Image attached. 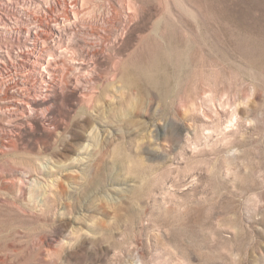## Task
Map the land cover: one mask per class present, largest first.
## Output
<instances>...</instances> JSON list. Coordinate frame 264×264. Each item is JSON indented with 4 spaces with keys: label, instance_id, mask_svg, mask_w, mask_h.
<instances>
[{
    "label": "rangeland",
    "instance_id": "374dc122",
    "mask_svg": "<svg viewBox=\"0 0 264 264\" xmlns=\"http://www.w3.org/2000/svg\"><path fill=\"white\" fill-rule=\"evenodd\" d=\"M78 3L95 35L52 42L91 79L0 106V264H264V0Z\"/></svg>",
    "mask_w": 264,
    "mask_h": 264
},
{
    "label": "bare ground",
    "instance_id": "6f19581e",
    "mask_svg": "<svg viewBox=\"0 0 264 264\" xmlns=\"http://www.w3.org/2000/svg\"><path fill=\"white\" fill-rule=\"evenodd\" d=\"M4 1L7 6H10L14 10L17 16H20V18H13L11 19L13 22H6L3 26L0 25V27H5L0 28V37L4 39H15L18 43L23 41L24 49L22 48L23 50L16 53L20 61L17 67L24 68L23 72L27 71L28 73L22 74L23 72L19 73L16 71V76H18V78H15L11 83L15 84L12 87H16L17 95L10 98V100L1 102L0 106L3 109L1 112L7 111V115L11 113L24 115L26 107L27 109H32L31 103L36 105L53 93H61L63 91L62 81L64 79L73 78L76 73L80 75V73L86 71L83 73L84 79H91L92 74L89 68H85V66H79L78 68L76 63L72 60L71 62L66 61L67 56L65 54L55 57L57 52L52 42L57 39L67 38L68 36L69 38H74L77 34H80L81 37H91L95 35L89 33L91 28L88 27V21L85 22L86 20L79 18L81 8L83 9V3L79 4L78 0H59V2L52 4H49L47 0H17V2L21 4L17 9V6H15L11 0ZM37 1H41L42 3L38 5ZM31 4L35 5L34 9L31 8ZM57 4H61V7L49 8L47 12L49 15L46 21L34 25V23L39 21L38 16L40 12L45 9L44 7H49L50 5L55 6ZM62 11H64L65 14L60 17ZM54 13L57 14L53 15ZM48 18L50 19L48 20ZM101 21L103 22V20ZM27 22H30V24ZM52 35L53 37H51ZM97 36L101 38V35ZM85 45L94 47L95 44L86 41ZM3 52V50H0L1 64V60L5 57ZM16 63L17 62H15V64ZM71 65L72 67L70 69ZM11 83H9V85H11Z\"/></svg>",
    "mask_w": 264,
    "mask_h": 264
}]
</instances>
